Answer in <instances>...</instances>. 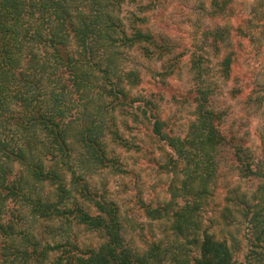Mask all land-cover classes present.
Listing matches in <instances>:
<instances>
[{"label":"trees","instance_id":"trees-1","mask_svg":"<svg viewBox=\"0 0 264 264\" xmlns=\"http://www.w3.org/2000/svg\"><path fill=\"white\" fill-rule=\"evenodd\" d=\"M167 1L0 0V264H238L229 231L234 211L249 222L247 264H264V161H254L244 135L224 132L228 111L215 106L218 86L200 61L184 136L166 131L158 103L134 93L144 69L164 86L183 77L184 54L150 26L149 12ZM226 4L212 0L209 18L223 17ZM211 37L221 77L240 82L226 31L217 26L206 32ZM231 93L236 98L240 90ZM253 93L262 107L264 96ZM142 131L161 153L154 161L181 184L174 197L184 201L142 203L146 216L165 226L164 238L151 242L137 240L120 200L93 182L98 173H128L109 144L140 153L133 140ZM229 159L236 162L231 172ZM233 172L256 178L257 189L243 190ZM220 205L222 221L205 226V214L219 213ZM28 217L59 221L62 239L46 243ZM73 226L97 243L79 242Z\"/></svg>","mask_w":264,"mask_h":264},{"label":"rangeland","instance_id":"rangeland-1","mask_svg":"<svg viewBox=\"0 0 264 264\" xmlns=\"http://www.w3.org/2000/svg\"><path fill=\"white\" fill-rule=\"evenodd\" d=\"M211 1L169 0L149 12L152 30L156 34L168 36L175 46L174 51L184 54V63L181 65L183 77L174 79L164 86L156 84L151 73L144 69L143 81L134 93L158 103L161 116L168 124L166 131L172 130V134L184 136L189 122L194 119L193 89L195 82L193 75L196 71L193 67L195 61H200L198 65H195L199 68L203 67L205 77L214 81L218 86L215 106H219L222 110L226 108L228 111L224 132L229 134V131L234 129L239 132V136L244 135L248 140L246 146L250 149L254 161L261 163L264 161L262 150L264 103L262 107L259 106L253 92L256 91L258 96H264V0H226L225 15L217 20L209 18L207 10L211 6ZM143 3L149 4L148 0H143ZM137 13H139L138 10ZM123 16H128L126 11L123 12ZM216 25L226 31L228 48L234 52L237 60L235 74L240 82L235 80L225 82L220 75L219 64L222 55H216L212 47L213 38H206V32L215 31ZM145 63L148 64V62ZM156 67L160 70V64ZM234 87L240 90L236 98L231 93ZM251 95L254 97L250 101ZM119 118L122 117L119 116ZM120 127L122 133L128 138L134 137V134L128 133L123 125ZM152 140L149 136L146 137L143 131L136 135L133 142L142 148L140 153L136 152L139 151L137 149L127 151L112 141L114 144H109L110 150L125 161L127 164L125 169L128 173L115 175L104 172L93 177V182L99 190L105 183L114 197L120 200L127 217L136 224L134 234L137 240H140L139 242H151L156 238H164L166 234L165 226L153 222L146 216L142 210V203L156 207L173 202L175 199L179 204L184 202L181 198L174 197V193L178 192L176 188L181 184L167 170L160 169L161 153ZM153 149L154 151L151 152ZM156 157L159 158V163L154 161ZM232 165L236 166L234 160L226 161L227 172H231ZM231 178L247 192H254L259 185L256 178L242 179L234 172ZM219 211L215 213L209 209V213L205 214L202 219L204 225H210L208 223L210 220L222 221V205ZM234 212L233 217L229 215L233 221L229 231L238 242L235 258L238 264H247L248 242L246 238L250 234L249 222L244 220L241 214ZM26 221L34 226L32 230L46 243L54 245L55 241L62 239L59 221L55 223L44 220L34 221L30 217L26 218ZM220 228L222 229V226ZM73 231L72 234L82 244L97 243L95 236L86 232L84 228L73 226ZM214 233L218 238L225 236L219 230Z\"/></svg>","mask_w":264,"mask_h":264}]
</instances>
